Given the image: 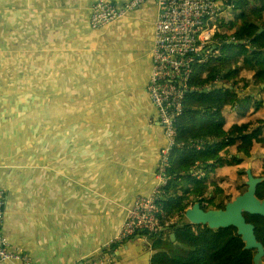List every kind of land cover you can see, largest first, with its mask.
Here are the masks:
<instances>
[{"label": "crops", "instance_id": "0c3cea01", "mask_svg": "<svg viewBox=\"0 0 264 264\" xmlns=\"http://www.w3.org/2000/svg\"><path fill=\"white\" fill-rule=\"evenodd\" d=\"M96 1L0 0L2 232L31 264L98 259L155 185L164 140L146 88L156 0L91 31ZM151 244L112 245L114 264H151Z\"/></svg>", "mask_w": 264, "mask_h": 264}, {"label": "trees", "instance_id": "16d2710c", "mask_svg": "<svg viewBox=\"0 0 264 264\" xmlns=\"http://www.w3.org/2000/svg\"><path fill=\"white\" fill-rule=\"evenodd\" d=\"M234 6L228 13L232 21L217 23L215 39L221 46L220 57L196 65L193 71L190 87L194 91L186 95L183 114L176 124L177 147L170 158L166 197L162 200L167 219H175V223L169 234L151 237L155 253L151 264H253L256 252L244 249L235 228L210 230L184 224V211L197 202L204 211L224 209L231 197L220 186L226 176L216 175V171L223 166L239 167L252 158L256 146L264 148V119L225 127V111L235 108L239 120L264 111V0H253L252 4L235 0ZM218 83L232 90L203 92ZM251 86L258 89L259 98L245 93ZM190 141L208 143L195 151L188 147ZM232 148L235 151L228 152ZM255 161L260 162L261 171L256 176L251 169L252 176L264 178V157ZM193 170L199 172L198 177L191 175ZM245 172L241 168L237 175L246 176ZM256 197L264 199V182L258 185ZM244 218L253 225L256 240L264 249V217Z\"/></svg>", "mask_w": 264, "mask_h": 264}, {"label": "built area", "instance_id": "2783aa9c", "mask_svg": "<svg viewBox=\"0 0 264 264\" xmlns=\"http://www.w3.org/2000/svg\"><path fill=\"white\" fill-rule=\"evenodd\" d=\"M146 1L128 0L119 6L110 0H97L90 9L89 29L103 30L125 18ZM234 1L156 0L158 14L154 23L151 70L146 90L156 111L164 143L155 170L152 192L147 197L135 198L114 243L123 244L139 236L151 238L169 234L170 227L175 223V219H167L162 200L169 181L170 158L177 147L176 124L183 114L186 95L194 91L190 81L195 66L220 57L221 46L215 39V23L222 16H228L229 11L235 7ZM233 41L234 38L229 43ZM206 143L190 141L188 147L200 150ZM198 174L196 170L191 172L194 177H198ZM5 205L6 193L0 189V264H31L29 255L11 246L2 232ZM111 247L105 248L98 259L89 260L87 264H114V250Z\"/></svg>", "mask_w": 264, "mask_h": 264}, {"label": "water", "instance_id": "95a60500", "mask_svg": "<svg viewBox=\"0 0 264 264\" xmlns=\"http://www.w3.org/2000/svg\"><path fill=\"white\" fill-rule=\"evenodd\" d=\"M227 88L228 86L214 85L211 89H206L203 92L208 93L210 91L226 90ZM228 90L231 91L232 89L228 88ZM251 165L252 162L250 161L245 172L247 189L243 194L228 202L222 210L204 211L200 202H197L184 211V218L190 225L207 226L210 230L235 228L237 235L245 245L244 249L255 250L253 264H264V249L256 240L253 225L248 224L244 218V215L264 217V199L259 200L256 197V189L258 185L264 182V178H254ZM171 238L173 241L175 240L173 234H171Z\"/></svg>", "mask_w": 264, "mask_h": 264}, {"label": "rangeland", "instance_id": "374dc122", "mask_svg": "<svg viewBox=\"0 0 264 264\" xmlns=\"http://www.w3.org/2000/svg\"><path fill=\"white\" fill-rule=\"evenodd\" d=\"M247 2L249 4H252L253 0H248ZM232 19L233 18L230 15H228L227 17L222 16V18L220 20H224L225 22L229 23L232 21ZM217 23H215L216 26H217ZM221 31L225 32V28L221 29ZM246 77H248V79L250 80L249 74L246 75ZM245 93L253 94L259 98L258 89L253 88V86L249 87ZM223 98L225 99V96ZM224 117L226 119V126L225 127L228 128L232 124L254 121L258 117L264 119V111H260L258 114L252 116L251 118L249 117L246 120H239V118L237 117V112H236L235 108H233L230 112L225 111ZM234 151H235L234 148L228 150V152H232V153ZM262 157H264V148L261 149L258 146H256L253 149L252 158L249 160H246L245 163H243L241 166H239V167H235V166L225 167V166H223L221 169H218L216 171V175L226 176L225 182L221 183L220 186L223 188L224 193L231 197V201L234 200L237 196H240L241 194H243L247 189V186H246L247 178H246V176L237 175V171L241 168L246 170L247 165L250 161L253 162L255 159L262 158ZM251 169H252V172L256 176H258L260 171H261L260 170V162L259 161L253 162ZM184 224L189 225V223L187 222V220L185 218H184Z\"/></svg>", "mask_w": 264, "mask_h": 264}]
</instances>
